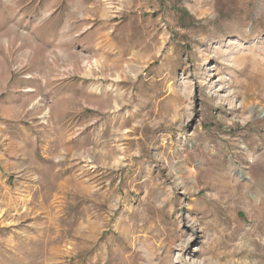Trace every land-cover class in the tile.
Listing matches in <instances>:
<instances>
[{"label": "rangeland", "instance_id": "374dc122", "mask_svg": "<svg viewBox=\"0 0 264 264\" xmlns=\"http://www.w3.org/2000/svg\"><path fill=\"white\" fill-rule=\"evenodd\" d=\"M262 109L264 0H0V264H264Z\"/></svg>", "mask_w": 264, "mask_h": 264}, {"label": "bare ground", "instance_id": "6f19581e", "mask_svg": "<svg viewBox=\"0 0 264 264\" xmlns=\"http://www.w3.org/2000/svg\"><path fill=\"white\" fill-rule=\"evenodd\" d=\"M109 45V44H108ZM102 46V45H101ZM101 46H99V47H96V52L97 53H103L105 50H101ZM103 60L104 59H102V57L101 58H96V59H93L92 61H91V63H87V70L86 71H88V76L90 77V76H93V70H98V71H100V70H102L103 69V67H104V65L102 64L103 63ZM80 67V66H79ZM86 75V74H85ZM84 75V76H85ZM135 75V74H134ZM94 88H96V89H99V87L97 86V87H94ZM27 91H33V90H31V89H27ZM38 101V100H37ZM46 114V113H45ZM260 114H264V109H262V110H260ZM12 198V197H11ZM12 201H13V199H11ZM11 200H10V202H11ZM30 200V199H29ZM24 201V200H23ZM22 203V202H21ZM25 203V202H24ZM10 204V203H9ZM27 208V207H26ZM33 209V208H32ZM53 209V208H52ZM29 212V211H28ZM27 212V213H28ZM50 213V212H49ZM24 214V213H23ZM28 215V214H27ZM51 218V217H50ZM53 219V218H52Z\"/></svg>", "mask_w": 264, "mask_h": 264}]
</instances>
